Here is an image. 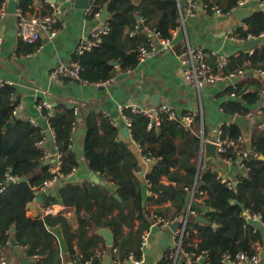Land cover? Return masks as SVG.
Listing matches in <instances>:
<instances>
[{
    "label": "trees",
    "instance_id": "1",
    "mask_svg": "<svg viewBox=\"0 0 264 264\" xmlns=\"http://www.w3.org/2000/svg\"><path fill=\"white\" fill-rule=\"evenodd\" d=\"M34 1L19 0V8L24 13H33ZM203 1L220 3L224 11L228 12L239 0ZM91 5L94 14L107 7L110 15L106 21L110 30L102 36L99 46L74 54L73 63L79 64L81 68V80L77 82L98 84L110 80L116 71V61L122 70L135 68L140 63V48L151 41V32L159 33L160 38H171L173 30L179 26V0H141L139 4L132 0H92ZM48 11L49 3L40 14ZM139 14L141 20L138 18ZM141 21L145 28L139 31ZM246 25L247 28H237L235 34L246 39L248 35L259 37L264 33V9H259L248 18ZM40 41L28 44L36 49ZM246 61H249V68L264 70V45L256 47L252 54L246 52L233 57L225 71L243 69ZM246 89L247 85L236 82L233 91L241 94L243 100L250 105L264 100L261 85L258 84L255 90L248 92ZM19 103L14 84H5L0 88V185L6 186L0 191V264L4 249L11 243L12 236L25 248L26 256L35 259L36 264L62 263L58 239L48 228L58 225L63 229L72 260L78 256L73 249L72 238L88 236L94 226L113 231L114 246L118 248L121 257H126L131 252L141 257L142 235L145 231L152 230L153 215L168 219L178 217V228L182 227V218L188 214L187 195L190 192H193L191 210L194 213L190 212L188 216L183 236L182 247L186 251L196 254L206 252L207 264H221L225 253L256 251L255 244L262 240V232L255 222L246 218L245 211L261 213L264 219V160L260 159L264 155V126H256L251 133L252 148L249 156L243 160L246 174L239 179L237 186H229L222 181L217 169L210 167L199 171L201 138L184 121L173 120L164 115L160 126L149 129L147 116L126 108L124 113L131 119L130 128L134 140L140 145L144 155L157 159L154 164L156 172L148 175L150 189L156 191L154 183L157 174L166 175L177 186L178 197L173 204L176 211L170 215L162 209L152 211L149 204L143 205L142 183L134 172L138 165L128 143L120 138V130L109 116H98L95 112H90L84 118L87 128L85 159L89 168L113 184L116 191L112 192L107 185L91 181L71 182L62 187L59 195L65 204L75 207L80 220L78 230L72 232L69 220L62 214L40 217L27 215L28 205L42 191L45 181L55 174L50 170L51 164L42 159L47 149L45 144H39L46 138L43 129L30 120L15 119ZM224 110L242 115L248 112V108L239 99L224 105ZM42 112L45 116L48 110L44 109ZM52 112L49 123L54 132L55 143L62 154L61 172L69 177L80 167L79 159L72 149V134L78 119L76 108L52 107ZM243 133L238 125L231 123L223 126L222 139H237ZM221 157L234 162L239 160L237 149L232 146ZM40 167L41 171H37ZM9 175L16 180H10ZM23 177L27 179L21 181ZM57 201L56 196H47L44 204ZM152 201L158 202L150 196L149 202ZM83 211L91 215V218L84 217ZM199 214L204 215L209 223L197 221L196 216ZM137 221L139 224L136 228ZM14 225L16 229L12 231ZM125 228L129 229L127 233H124ZM196 236L200 238L197 242ZM94 237L101 239L99 234ZM170 252L171 250L167 252L160 264L171 261L168 258ZM93 254L94 252L77 258L83 261ZM94 264H100V260L95 259Z\"/></svg>",
    "mask_w": 264,
    "mask_h": 264
},
{
    "label": "crops",
    "instance_id": "2",
    "mask_svg": "<svg viewBox=\"0 0 264 264\" xmlns=\"http://www.w3.org/2000/svg\"><path fill=\"white\" fill-rule=\"evenodd\" d=\"M58 1H60L58 4L63 10L62 19L65 26L59 29L57 36L53 39L43 36L36 49H32L31 45L18 37V18L16 15L8 14L1 20L0 29L4 41L0 48V79L12 81L17 88L20 103L15 116L34 122L44 131L51 128L42 110L38 107L40 101L47 100L54 108L67 106L78 110L77 125L72 134V149L79 159L80 167L75 172L78 179L72 181L73 183L93 182L90 175L93 170L89 168L84 155V141L87 132L84 118L90 112H95L98 116H109L114 121L120 130V138L128 143L134 155V161H137L138 168L134 169V172L141 183L148 181V175L156 172L154 164L144 161L141 147L134 140L132 134H130V138H127L121 133V130L127 126L122 106L135 103L145 106L151 105V98L155 95H158L161 101L166 100L171 103L179 117L189 112L198 114L194 123L186 124L191 127L193 133H198L201 138L199 171L203 170L204 165L202 158L203 139L218 140V137L222 138L223 126L233 123L236 116L235 112L225 111L224 105L237 99H242L239 101L248 108V112L254 113V116L250 118L252 123L249 135L243 133L245 146L251 150L253 129L256 126H264V112H258L264 100L260 103L248 104L243 100L241 94L233 91V88L236 87V82L233 80L223 79L201 89L195 88L184 80L183 70L185 66L181 62V54L188 45L201 46L234 57L246 53L245 42L247 40L232 38V31L240 26L247 28L246 22H240L234 13L219 15L211 11L198 10L193 15L186 16L184 23L173 30L171 46H163L161 40L151 32V39L156 45V51L152 56L130 70H122L119 65H116L115 74L108 83L94 84L70 79L59 80L53 78L51 72L62 64L73 63V56L80 51L81 44L88 41L92 32L103 23L100 15L104 8L97 15L92 12V0L87 9L76 8L71 0ZM132 1L135 4L141 2V0ZM261 1L252 0L249 5L256 6L258 10L263 9L260 6ZM47 3L48 0H35L33 3L34 12L27 14H40L47 8ZM261 45H264V37L257 47ZM255 48L251 49L249 53L252 54ZM209 62L214 67L216 66L214 58L209 59ZM248 64L249 61L244 63V73L237 82L247 85L246 92L255 90L258 84L261 85V92L264 96V74L260 72V68H249ZM46 138L45 147L52 155L48 162L51 164L50 170H53L57 151L55 138L50 140L48 135ZM211 167L217 169L219 175L231 181L234 186H237L239 179L247 172L238 161L232 160H223L220 165L212 163ZM97 175L112 192L116 191L113 184L108 183L98 173ZM68 183L71 182L67 181V177H63L41 191H46V195L42 196L39 192L35 200L28 205L27 215L36 217L37 212L39 217L47 214H62L69 220L71 231L76 232L80 226V220L75 207L65 204L64 199L59 195V190ZM154 186L155 192L149 186V198L153 196L158 202H149L148 200L147 204L150 205L152 211L162 209L172 215L176 211L173 204L178 197L176 184L170 181L166 175L157 174ZM47 196H56L58 201L45 205L44 199ZM31 205L35 207H30ZM117 212L118 209L116 208L115 213ZM83 216L91 218V215L86 211H83ZM138 224L137 221L136 228ZM258 226L262 232V240L255 244V250H261L262 255L259 264H264V224L260 223ZM99 229V227L94 226L88 236L82 235L72 238L73 249L78 255L77 257L87 256L92 252L95 253L108 247L105 237L98 232ZM128 230L125 228L124 233H127ZM146 232L149 233L148 247L145 249L142 264H160L167 252L177 246L179 238L170 227L158 226L156 232L151 230L144 233ZM95 234H99L101 239L98 240L97 237H94ZM196 235H198L197 232ZM199 240L200 238L196 236L195 241ZM4 253L12 264H22L24 258L35 261V259L26 256L25 248L19 244H8ZM59 257L62 258L63 262L56 264H69L72 261L71 253L63 254L61 249ZM105 259L106 257L100 260V264H105Z\"/></svg>",
    "mask_w": 264,
    "mask_h": 264
},
{
    "label": "built area",
    "instance_id": "3",
    "mask_svg": "<svg viewBox=\"0 0 264 264\" xmlns=\"http://www.w3.org/2000/svg\"><path fill=\"white\" fill-rule=\"evenodd\" d=\"M8 1L9 0H3L0 3V22L4 17L8 15L7 13ZM251 1L252 0H239L236 6L230 8L228 12H225L223 6L220 3H212L211 1L204 2L203 0H186L187 5L184 8L180 6L179 26L180 24L184 23L186 16L193 15L198 10H202L204 12L211 11L219 15L225 13H233L236 8L248 6L251 3ZM48 3L50 5V11H48L45 14L29 15L27 13H24L20 8L18 9V13L16 14L18 18L17 35L22 41L29 44H34L39 40H41L43 36H46L49 39H53L54 37L57 36L59 29L62 26H65V22L62 19L63 10L61 5L58 4L57 2H53L52 0H48ZM260 6L264 9V0L260 2ZM96 14L98 15L100 14V12ZM109 30H110V26L108 22L107 21L103 22L92 32L91 38L88 41L81 44L80 50L81 51L90 50L94 46H99V44L102 41V36L104 34H107ZM152 33L161 40L163 46L165 47L171 46L174 31L172 32L171 38H160L159 33L157 32H152ZM263 37H264V33H262L259 37L248 35V37L244 39L236 35L235 30L232 31V38L236 40L246 41V40H252L255 38H263ZM3 41H4V36L0 29V48L3 44ZM155 51H156V45L151 39L148 45L142 46L140 48V52H139L140 62H143L148 57L152 56ZM233 57L234 56H230L216 50L205 49L201 46L188 45L186 50L181 54V62L185 66L183 70L184 80L188 84L198 89H201L210 84H214L223 79L233 80L234 78L241 76L244 73V69L242 68L231 70L229 72L225 71L228 65L230 64V62L232 61ZM211 58H214V60L216 61L215 67L209 62V59ZM80 69H81L80 65L77 63L62 64L57 68H55L54 70H52L51 75L53 78L59 80L70 79V80L79 81L81 80ZM260 72L264 74V70H260ZM108 82L109 80L98 84H106ZM5 84H13V82L10 80L0 79V88L3 87ZM38 107L42 111L44 109L48 110L47 114L45 115V118L50 126L49 118L53 115L52 105L47 100H43L38 103ZM122 108L124 110L126 108H129L134 113H140L147 116L149 118V124H148L149 129L160 126L162 117L164 115H167L170 119L173 120H182L187 124L194 123L198 116V114L196 113L189 112L184 116L179 117L176 114L172 104L169 102H161L158 105L151 104L147 106L135 103V104L123 105ZM258 112L259 113L264 112V102L262 107L258 110ZM76 114H78L77 109H76ZM246 116L252 118L254 116V113L248 112ZM125 118L129 131L131 133V128H130L131 119L126 115ZM43 132L46 134V131L43 130ZM46 140L47 138H45V140H41L39 144L40 145L45 144ZM215 141L219 144L220 154L226 152L228 147L231 146L235 147L239 155L238 162L242 167H245L243 160L249 156L250 150H248V148H246L245 146L244 136H240L237 139H222L221 137H218V140ZM56 148L57 151H56L55 167L52 170L55 175L53 178L45 181L44 185L42 186V190H45L47 186L55 183L60 178L67 177L61 172L62 154L58 150L57 145ZM51 157L52 155L50 151L46 149L42 159L44 161H49ZM142 157L144 161L147 163L155 164L157 160L156 158L152 156L144 155L143 153H142ZM36 170L39 171V168H37ZM75 172H73L69 176L75 174ZM9 179L16 180V178L11 175H9ZM222 181L227 182L229 186H233V183L229 180L222 178ZM147 183L149 186H151V183L149 181H147ZM5 188L6 186L4 184L0 185V191H3ZM190 212L194 213L191 210V204L188 206V214L184 218H182L183 220L182 227L177 228L176 231H174L176 236L179 238V240L177 246L171 249V252L168 255V258H170L171 261L168 262L167 264H179L181 258H184V260L183 262L180 261L181 262L180 264H203L202 261L203 259H205L206 262V255H205L206 252H203L202 254H196L193 252L186 251L182 247L185 227ZM245 216L251 222H260L264 224L263 214L261 213H251L249 210H246ZM153 217H154L153 226L157 225L162 228H169V227L171 228V225L179 220L178 217H174L173 219H168L157 214H154ZM148 234L149 233L146 232L142 236L141 248L143 250V254L141 257H138L134 252H131L126 257H121L118 255V248L113 245V246L105 247L95 252L90 258L86 260L82 261L81 259L76 257L72 260V262L74 264H94L95 259L102 260L104 257L110 256L111 264H142L144 262V251L148 247ZM261 255H262L261 250H257L253 253L249 251H239L236 254L225 253L222 257L221 264H259L261 262ZM1 264H12L8 260L5 253H3V255L1 256Z\"/></svg>",
    "mask_w": 264,
    "mask_h": 264
},
{
    "label": "water",
    "instance_id": "4",
    "mask_svg": "<svg viewBox=\"0 0 264 264\" xmlns=\"http://www.w3.org/2000/svg\"><path fill=\"white\" fill-rule=\"evenodd\" d=\"M52 1L60 3V1H58V0H52ZM72 2L74 3V6L76 8L87 9L90 5L91 0H72ZM179 2H180V6L182 8H184L187 5L186 0H179ZM18 9H19V0H9L8 1L7 13L9 15H16L18 13ZM257 11H258V9L256 8V6L249 5V6H244V7H238L234 10L233 13L240 22H246V20L248 18H250ZM109 15H110V13H109L107 7H104V9L100 15L101 21L105 22L106 19L109 17ZM138 18L141 20V14L138 15ZM144 28H145L144 23L141 21L140 25H139V31H142ZM261 41H262V38H255L252 40H247L245 42V50L247 52H249L251 49H254L255 47H257L261 43ZM114 64L118 65V62L116 61V62H114ZM239 79H240V76L234 78L233 81L237 82V81H239ZM151 100H152L153 105H158L161 102H167L166 100L161 101L160 97L158 95L153 96L151 98ZM239 100L241 101L242 99H239ZM15 119H17V117H15ZM233 123L238 125L246 135H249L250 130H251V123H252V120L250 119V117H248L246 115H242V114H236V116L234 117ZM8 125H11V123H9ZM121 133L124 134L127 138H130L131 133L129 131L128 126H125L121 130ZM46 134L49 136L50 140H54V135H53L52 129H47ZM202 158L204 160L203 171L210 169L212 163L219 164V165L223 163V159H222L221 154L219 152V144L215 140L203 139ZM260 159L264 160V155H261ZM46 163H49V162L46 161ZM90 175H91V180L93 182L104 184V181L100 180V178L96 172L91 171ZM26 179H27L26 177H23L20 180L25 181ZM77 179H78L77 174H73V175L67 177L68 182H72V181H75ZM41 194H42V196H44L47 194V192L43 191V192H41ZM141 194H142V199H143V205L146 206L147 202L149 200V185L147 182H144L141 184ZM115 196L117 198H120V195L118 193H115ZM192 198H193V192L188 193L187 201H188L189 205L192 203ZM61 202H63L62 199H61ZM30 207H35V206L31 205ZM36 217H39L38 212L36 213ZM196 219L199 222L209 223V220L202 214L197 215ZM255 224L258 226L260 224V222H255ZM214 225H217V224L215 223ZM178 226H179V223L177 221L171 225V229L173 231H176ZM48 228L51 229V231L57 237L61 252L63 254L70 253V247L68 245V242H67V239L64 235L62 227L61 226H48ZM15 229H16V225H14L12 227V231H14ZM157 230H158V226L154 225L152 228V231L156 232ZM98 232L105 237L106 244L108 246L114 245L115 236H114V233L111 229L100 228L98 230ZM11 243L13 245L18 244L13 236L11 237ZM183 260H184V258L180 259L181 262H183ZM202 261L205 262V259H203ZM22 264H35V261L30 260L28 258H24L22 260ZM69 264H74V263L72 261H70ZM105 264H111V257L110 256L106 257Z\"/></svg>",
    "mask_w": 264,
    "mask_h": 264
}]
</instances>
